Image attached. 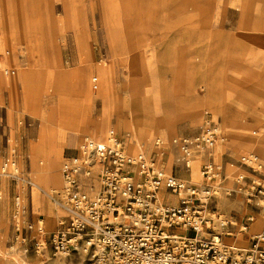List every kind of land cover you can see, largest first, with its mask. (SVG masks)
Returning a JSON list of instances; mask_svg holds the SVG:
<instances>
[{"label":"rangeland","instance_id":"rangeland-1","mask_svg":"<svg viewBox=\"0 0 264 264\" xmlns=\"http://www.w3.org/2000/svg\"><path fill=\"white\" fill-rule=\"evenodd\" d=\"M256 31L264 34V0H0V78L8 80L0 81V168L9 147H16L20 169L34 183L30 188L0 175V264H85V258L76 255L68 260L52 256L50 235L65 212L36 184L52 194L62 181L54 185L40 178L31 165V146L40 139L41 113L69 114L85 108L84 97L72 81L58 89L60 75L80 71L94 98L91 114L104 118L100 70H112L116 95L132 107L130 112L123 107L109 115L105 136L114 129L127 145L129 129L121 116L130 118L129 123L137 116L146 122L145 128L157 133L136 152L155 157V142L161 139L159 158L164 169L173 138L196 136L213 118L224 138L215 161L228 177L223 185L232 187L237 171L232 162L246 153L234 145L236 139L264 132V62L247 51ZM5 68L15 73L5 76ZM23 76L33 81L36 103L25 100ZM86 136L68 130L55 167L59 175L64 156L73 153ZM251 152L257 154L247 153ZM175 153L172 173L194 184L202 182L203 158L197 172L189 176L178 162L179 152ZM43 161L40 164L38 159L37 165L45 166L44 157ZM36 195L56 212L52 228L34 203ZM17 196L26 205L25 217L18 218ZM222 197L231 199L227 202L231 209L218 207L236 223L229 229L233 242L255 208L243 198L236 200L225 193ZM24 219L43 220L49 249L43 256L36 253L32 239L36 232L24 226ZM16 222L22 232L17 231ZM261 225L262 221L251 231ZM242 234L249 246V234Z\"/></svg>","mask_w":264,"mask_h":264},{"label":"built area","instance_id":"built-area-1","mask_svg":"<svg viewBox=\"0 0 264 264\" xmlns=\"http://www.w3.org/2000/svg\"><path fill=\"white\" fill-rule=\"evenodd\" d=\"M219 138L213 118L198 135L173 138L184 170L190 172L195 155H203L202 183L194 184L166 172L159 158L161 139L155 142L158 153L149 157L143 151L129 152L114 129L104 140L84 137L73 153L64 156L62 187L52 195L65 212L50 235L52 256L58 260L83 256L85 264H264V222L260 231L249 234L248 248L238 249L226 242L234 237L229 229L236 223L218 207L225 193L255 208L241 230L248 233L256 212L264 216V162L255 153L242 154L232 162L237 168L234 185L225 187L228 177L215 161ZM0 175L33 188L31 178L20 169L16 147H9ZM15 205L18 218L25 217L21 196ZM22 223L36 232L35 251L43 256L49 251L43 220ZM16 229L22 232L19 222Z\"/></svg>","mask_w":264,"mask_h":264},{"label":"crops","instance_id":"crops-1","mask_svg":"<svg viewBox=\"0 0 264 264\" xmlns=\"http://www.w3.org/2000/svg\"><path fill=\"white\" fill-rule=\"evenodd\" d=\"M262 29V28H261ZM254 33H259L260 39L262 36V31H256ZM264 35V34H263ZM262 45H264V41L260 40ZM250 55H252L254 58H257L259 61L264 62V48L263 49H252L247 50ZM90 68V67H89ZM5 76L10 77V71L12 73H15L14 70L5 68ZM102 71V69L100 70ZM104 71V69H103ZM18 78H15L14 80L16 81ZM23 80L24 85H25V100L29 103L34 102L36 103V93L32 89L33 86V81H30L29 78H26V76H23L21 78ZM62 80V81H61ZM72 81L74 83L73 86L76 87V91L80 90V93L84 97L85 101V108L82 111L74 110L73 112H70L69 114H62L60 110H56L55 114H46V113H41V130H40V139L38 142H35L31 146V156H32V161L31 165L35 173L39 175L40 178L46 179L49 182H51L54 185H59L60 181H62V175H60L55 171V167L57 163L59 162L61 156H62V146L63 143L65 142L66 139V134L69 131L75 132L78 131V133H83L88 136L90 133L94 132H105V126H106V121L109 119V115L115 111L116 109L121 112L123 107L129 108V112L131 111L132 105L130 103L126 102L127 99L122 101L123 99H120L113 87V72L110 70L109 72V80L107 84L102 83L100 81V90H99V98L100 100L103 101L104 103V118H95L91 114V105L93 103L94 98L92 95L89 93V90L87 86L85 85V79L83 76L80 74V71L78 72H73L70 74H64L60 75L59 81L61 85L59 86L58 89L63 86L64 83L67 81ZM1 82H7V78H0ZM82 82V83H81ZM83 91V89H85ZM89 93V94H88ZM88 97V98H87ZM125 102V103H123ZM55 115H56V120H55ZM142 116V114L140 113ZM123 122L125 123V126L129 129V119L130 118H125L123 115L121 116ZM129 132V130H127ZM157 133V132H156ZM127 150L131 153H135L137 150H139V147H132L130 145V140L131 137L129 134L127 135ZM44 157L46 160V165L39 167L37 165V160L39 159L40 164H43L41 162V159ZM200 174H201V166H200ZM61 177V180H60ZM62 185L60 186V188ZM59 188V189H60ZM45 190V189H43ZM238 199V198H237ZM236 199V200H237ZM221 200V203L219 205V201ZM231 199L222 197L218 201V206L221 208H225L227 210L231 209L228 207L229 205L227 202H231ZM34 203L36 206L41 207L42 211L45 213L46 218L48 216H51L52 218L54 217V214L56 213L52 207V205L43 197L36 195L34 199ZM251 212L250 214H252ZM257 214V218H258ZM256 222V221H255ZM253 222V223H255ZM250 224L249 227V232L250 233H257L258 231H251L252 230V224ZM54 225V224H53ZM53 225L49 228H52ZM263 226V225H262ZM262 228V227H261ZM261 230V229H260ZM259 230V231H260ZM242 233L240 232L239 228V234L237 239H241L245 243L248 241L244 240L242 238ZM250 238V237H249ZM228 241H232L231 238H227ZM77 256V255H76ZM78 257H83V256H78ZM56 260V259H55Z\"/></svg>","mask_w":264,"mask_h":264},{"label":"bare ground","instance_id":"bare-ground-1","mask_svg":"<svg viewBox=\"0 0 264 264\" xmlns=\"http://www.w3.org/2000/svg\"><path fill=\"white\" fill-rule=\"evenodd\" d=\"M260 40L261 39H260L259 33H253L251 35V41H250L251 48L252 49H258V48L263 49L264 45H262ZM103 69H102V71H100V74L102 76L100 81L102 83L107 84V82L109 80V72L110 71H108L107 69H104V71H103ZM55 120H56V115H55ZM145 125H146V122H144V120L138 118L137 116L134 118V120L132 122L129 123V136L131 137L130 145L132 147H139L140 149H142L141 148L142 143L149 142V139L156 133V131H152V130L150 131L148 128H145ZM262 128L264 129V126ZM228 131H229V133L233 132V130H231V129H229ZM220 133H222V132L220 131ZM223 133H227V132L225 131ZM88 136H89V138L96 140V141L104 140L107 137V135L105 136V132L100 133L97 131L94 133L88 134ZM223 139L224 138H222V137L219 138V140L216 144V147H215V152L217 151L218 144H219V146H223L221 144V142H222L221 140H223ZM234 145L236 147L240 148L241 151H243L244 153L245 152L247 153L249 150H253L257 153V155L259 157L263 158V160H264V132H261L260 134H250L249 136L238 138V139H236ZM175 150H177V148H176V146L173 145V149L170 151V159H169V162L167 163V166L165 169L166 172H168V173H172L171 160L176 156ZM177 152H179V151L177 150ZM201 158H203L202 154H196L195 157L192 159L189 176H193L197 172V167L199 165V162L201 161ZM42 163H44V161ZM201 177H202V174H201ZM201 183L202 182H200L198 184H201ZM36 185H37V188L39 190L44 191L45 193L48 194V196H50L52 198L53 193L51 194L50 191H47L46 189L43 190L40 188V186L38 184H36ZM55 203L62 210V208L57 204V202H55ZM257 214H259L258 217L264 218V216L261 213H256L255 214L256 217H257ZM249 216H252V214H249ZM260 221H262V225H263V222H264L263 219L258 218L256 220L255 224L252 225V229L258 223H260ZM46 223H47L48 227H51L54 224V218H52L51 216H48L46 219ZM262 225H261V227H262ZM243 227H244V225H241L240 232H241ZM249 227H250V225H249ZM261 227L259 229H257V231H259L261 229ZM229 242L231 243V245L236 246L238 249L245 250L248 248L247 243H245L241 239H236L233 242H231V241H229ZM1 251H2V246L0 245V252ZM56 261H57V259H56Z\"/></svg>","mask_w":264,"mask_h":264}]
</instances>
